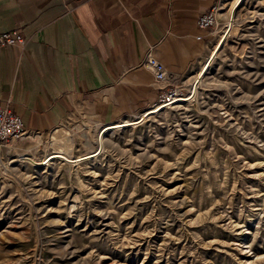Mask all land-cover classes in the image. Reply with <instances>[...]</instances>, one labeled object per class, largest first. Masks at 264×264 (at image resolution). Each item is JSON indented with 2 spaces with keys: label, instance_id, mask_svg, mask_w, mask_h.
Returning <instances> with one entry per match:
<instances>
[{
  "label": "rangeland",
  "instance_id": "rangeland-1",
  "mask_svg": "<svg viewBox=\"0 0 264 264\" xmlns=\"http://www.w3.org/2000/svg\"><path fill=\"white\" fill-rule=\"evenodd\" d=\"M234 1L195 92L199 70L177 88L185 102L101 146L110 124L83 108L0 147V264H264V0L231 23ZM60 133L77 163L47 162Z\"/></svg>",
  "mask_w": 264,
  "mask_h": 264
},
{
  "label": "crops",
  "instance_id": "crops-1",
  "mask_svg": "<svg viewBox=\"0 0 264 264\" xmlns=\"http://www.w3.org/2000/svg\"><path fill=\"white\" fill-rule=\"evenodd\" d=\"M218 3L0 0V33L16 31L25 41L0 48V104L29 134L50 132L83 108L110 124L98 139L106 128L136 122L161 90L199 70L193 87L221 38L209 52L213 33L199 31L196 21ZM149 50L166 69L163 83L142 66Z\"/></svg>",
  "mask_w": 264,
  "mask_h": 264
},
{
  "label": "built area",
  "instance_id": "built-area-1",
  "mask_svg": "<svg viewBox=\"0 0 264 264\" xmlns=\"http://www.w3.org/2000/svg\"><path fill=\"white\" fill-rule=\"evenodd\" d=\"M221 10L222 5L218 3L212 6L206 13L199 16L196 21L197 29L201 32L211 31L213 27L217 26L221 18ZM196 39L201 40V37H197ZM24 44V39L16 31L0 33V48H7L15 45L23 46ZM142 66L152 73L155 82L163 83L166 81V69L164 65L154 57L152 50H149L147 53ZM178 96L179 93L177 88L163 89L153 108L157 106L167 108L173 104L176 99L180 98ZM27 133L21 117L11 111L8 106L0 104V147L9 142L23 138Z\"/></svg>",
  "mask_w": 264,
  "mask_h": 264
},
{
  "label": "bare ground",
  "instance_id": "bare-ground-1",
  "mask_svg": "<svg viewBox=\"0 0 264 264\" xmlns=\"http://www.w3.org/2000/svg\"><path fill=\"white\" fill-rule=\"evenodd\" d=\"M242 1L243 0H236L235 1V3H233V6L231 7V10L229 11V15H230V17H229V20H230V22L232 23L233 22V19H234V14H235V12H236V10L240 7V5H241V3H242ZM232 27V24H229V30L230 29H232L231 28ZM234 28V27H233ZM230 32V31H229ZM226 35L227 34H222L221 35V38H220V40H219V42H218V44H217V46H216V49H215V51L212 53V55L210 56V58L208 59V61H207V63L205 64V66H204V68L202 69V71L200 72V74L198 75V77L195 79V81H194V84H193V87H192V91L193 92H195V90H196V88H197V85L200 83V81H201V79H202V77L204 76V74L206 73V71L208 70V68H209V65H210V63L212 62V60L214 59V57H215V55H216V53H217V51L219 50V48H220V46L222 45V43L224 42V40H225V38H226ZM230 35V34H229ZM220 51V50H219ZM191 100V99H190ZM186 101V99H183V98H178V99H176L174 102H173V104H171L170 106L172 107L174 104H177V103H182V102H185ZM165 107H163V106H157V107H155V108H153L151 111H149V112H147L145 115H144V118H146V117H148L149 115H152V114H155V113H160L161 112V110L162 109H164ZM144 118H142V119H140V120H138V121H136V122H132V123H127V124H122V125H118V126H114V127H109V128H106V129H104L102 132H101V134H100V136H99V139H98V145L99 146H101L102 145V138H103V135L106 133V132H109V131H112V130H116V129H121V128H126V127H130V126H134V125H136L137 126V124H139V123H141L142 121H143V119ZM58 131V130H57ZM65 132V131H64ZM106 135V134H105ZM62 137H63V133H60V134H57V136L56 137H54V141H55V143H58V147L56 148L57 149V152L56 153H54L53 155H51V156H49L47 159H48V161L47 162H49L50 160H54V159H61V160H65V161H69V162H76L77 160H75V161H73V160H68L67 158H65L64 156H62V150L60 149V143H61V141H62ZM69 137V136H68ZM71 137V136H70ZM67 138V137H66ZM105 138V137H104ZM67 140V139H66ZM66 144V143H65ZM68 147H70V146H68ZM101 148V147H100ZM68 149V148H67ZM95 155V153L94 154H92V155H90V156H85L84 158H82V159H87V158H91L92 156H94ZM80 160V159H79ZM46 161V160H45ZM43 162V163H41L40 165H45L47 162ZM82 161V160H81ZM35 162V161H34ZM77 163V162H76ZM39 165V166H40Z\"/></svg>",
  "mask_w": 264,
  "mask_h": 264
}]
</instances>
